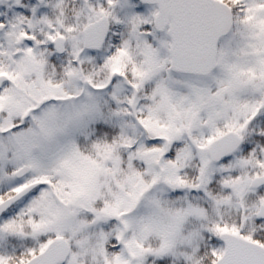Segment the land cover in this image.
<instances>
[{"label": "snow or ice", "instance_id": "6c2138e0", "mask_svg": "<svg viewBox=\"0 0 264 264\" xmlns=\"http://www.w3.org/2000/svg\"><path fill=\"white\" fill-rule=\"evenodd\" d=\"M0 264H264V0H0Z\"/></svg>", "mask_w": 264, "mask_h": 264}]
</instances>
